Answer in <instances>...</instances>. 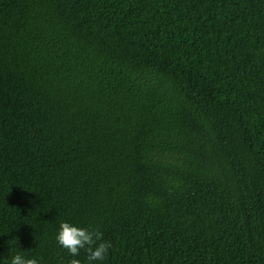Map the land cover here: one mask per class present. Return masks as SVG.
<instances>
[{
	"label": "trees",
	"instance_id": "1",
	"mask_svg": "<svg viewBox=\"0 0 264 264\" xmlns=\"http://www.w3.org/2000/svg\"><path fill=\"white\" fill-rule=\"evenodd\" d=\"M98 230L72 257L60 224ZM264 264V0H0V264Z\"/></svg>",
	"mask_w": 264,
	"mask_h": 264
},
{
	"label": "clouds",
	"instance_id": "2",
	"mask_svg": "<svg viewBox=\"0 0 264 264\" xmlns=\"http://www.w3.org/2000/svg\"><path fill=\"white\" fill-rule=\"evenodd\" d=\"M102 236L103 234L98 230L79 228L62 222L56 240L72 257H77L83 249L87 253L88 261L91 262L104 260L111 247L110 242L97 243L102 241ZM11 264H38V261L34 258L25 259L22 255H15L11 259ZM69 264H81V261L71 259Z\"/></svg>",
	"mask_w": 264,
	"mask_h": 264
}]
</instances>
